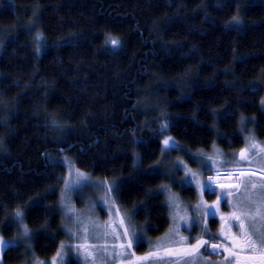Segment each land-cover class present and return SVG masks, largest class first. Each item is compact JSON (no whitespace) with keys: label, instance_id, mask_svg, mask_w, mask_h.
<instances>
[{"label":"trees","instance_id":"trees-1","mask_svg":"<svg viewBox=\"0 0 264 264\" xmlns=\"http://www.w3.org/2000/svg\"><path fill=\"white\" fill-rule=\"evenodd\" d=\"M243 6L238 0H0V98L7 102L0 104L2 233H17L10 214L19 207L35 254L57 252L66 167L53 156L61 152L83 171L117 178L120 205L134 209L151 237L165 233L171 219L158 191L167 181L162 112L183 150L243 146L241 117L264 138V3ZM238 7L242 23L226 27ZM34 12L39 19L29 31ZM37 31L44 36L39 53ZM109 36L121 45H106ZM157 161L159 172H150ZM24 258L21 245L9 247L3 263Z\"/></svg>","mask_w":264,"mask_h":264},{"label":"snow or ice","instance_id":"snow-or-ice-1","mask_svg":"<svg viewBox=\"0 0 264 264\" xmlns=\"http://www.w3.org/2000/svg\"><path fill=\"white\" fill-rule=\"evenodd\" d=\"M239 7L237 8V15L233 16L231 21L226 24V27L231 25H239L242 23L239 17ZM34 17L32 21H30L28 25V30L30 31L32 26L35 25L36 21L39 19L38 13L34 12ZM35 42H36V51L39 53L40 45L44 42V36L41 31H37L35 33ZM106 45H110L113 48L119 47L121 45V41L119 38L109 36L105 40ZM2 46V45H0ZM7 102L0 98V104H6ZM261 104L264 105V99L261 100ZM162 119L159 125V131L161 134L166 132L170 127V120L167 118V114L165 112L161 113ZM246 121L243 117H241V124H245ZM54 126L63 127L62 125H58L56 120L52 121ZM248 144L245 148L239 150L240 161H244L247 159L250 151H256L260 154H264V146H261L257 143L254 136L247 137ZM2 144V141H0ZM161 156L163 157L166 153L177 150L179 145L171 136H164L161 141ZM135 155V154H134ZM190 159L193 162H199L203 165L204 171L213 170V166L218 163H224L220 158L222 153L217 149L214 155H208L205 153H200L199 155L189 154ZM67 161V158H65ZM55 163V161H53ZM134 163H139V157L137 155V161ZM160 161H157L155 166L150 167L149 171L158 173L159 172ZM183 170L184 177L178 181L183 184L185 181L191 183H195V187L199 190L200 193V201L194 206V210L200 214V216L205 221L204 231L207 232V218L209 216L215 215L220 210V205L222 201L228 200L231 202V207L233 211L227 216L221 215V220H235L239 223V227L242 233V236L236 237L230 233V231H225V228L222 227L220 230V234L224 236L226 239H229L232 244V248H228L225 246V251L229 253L230 256L234 257L236 260V264H264V176L260 177L259 183H249L250 177L257 175L256 172H252L250 175L246 176L244 172H240L241 176H245L244 180H241L239 183H222L220 182V169L218 167L215 168L216 176H208L207 179H202V172L192 170L187 163H185L182 159L177 158L168 168L165 169L167 171H177ZM264 172V169H261ZM228 175L233 176L232 172H229ZM63 190L61 192V200L60 206L62 210H64V214L66 216L75 217L73 220V224L75 225V231L72 227H67V233L69 237H78L80 234H83V242L72 245L77 252H83L85 260H91L93 264H104V259L107 258L108 255H113V258L122 255V252H113L109 253L108 246L105 245H93L89 244L88 235L90 231L93 229L99 231L101 227L104 229H110L112 235L116 236L117 239L121 237L127 239V243H120L115 247H119L120 249L131 248L133 246V241L139 239V235L137 232V226L128 223L130 220V216L125 214H121L119 209H117V216L119 217V223L116 224H105L103 226L97 224L92 220L91 217L84 218L79 213L76 212L74 206H72L65 199V193L69 191L78 190L86 185H93L96 187H102L107 195H110L117 191L120 187L119 183L116 181L112 182H101V181H91L90 177L82 172L78 168H69L68 175L63 177ZM217 188H219V192L217 193ZM158 191H163L166 193V201L168 206L173 210V218L179 221H183L185 223L189 222V217L187 215V210L184 209V214L181 215L182 204L178 194L172 192L171 186L164 184L161 185ZM207 192L209 194H215L216 200L209 204L206 200L203 199L204 193ZM105 204H108V199L105 198L103 201ZM94 206V205H93ZM12 220L17 224L20 229V236L24 241H30L33 238L32 230L29 226L24 223L26 218V213L19 207L12 212L11 214ZM47 226V221H45L44 227ZM180 224H176V226L172 229V235H179ZM117 229H122V233H118ZM181 242L184 246L179 248L166 247L163 248L162 251L166 256H177L179 258L184 259L188 262V264H212L210 260L203 258L200 255L201 248L209 245V241L205 240L203 237H198L195 239L194 243H186L188 241V237H180ZM17 244L15 241H5L0 238V248L7 249L9 247H16ZM223 245L220 244H211L210 247L215 250ZM28 249L32 248L31 243L26 244ZM69 247L64 242H61L60 247L57 249L56 254L51 258V264H65V257L67 253L65 252V248ZM99 249V251H97ZM235 249L248 250L254 254L252 255H244L242 256L239 251ZM135 256V253L132 254ZM161 255V248L158 245L157 251L149 252L145 256L136 257V260H146L149 257H159ZM98 257H102L99 261ZM227 260V257L225 258ZM32 264H45L43 261L36 260L32 262ZM121 264H124L121 261ZM127 264H135V261L129 260Z\"/></svg>","mask_w":264,"mask_h":264},{"label":"rangeland","instance_id":"rangeland-1","mask_svg":"<svg viewBox=\"0 0 264 264\" xmlns=\"http://www.w3.org/2000/svg\"><path fill=\"white\" fill-rule=\"evenodd\" d=\"M238 2L240 5L243 4L244 5L243 8H245L246 6L255 2L264 3V0H238ZM245 121H246L245 124H240V129H239V132L243 139V146L224 148L222 146L214 144V146L211 149H207V150L205 149L200 151L183 150L182 147L179 146L177 150H172L166 153L162 157L164 158V164L162 165V170L164 172V175L167 177V181H165L162 185L164 184L170 185L172 192L178 194L182 204L181 215L184 214L183 210L186 209L187 215L189 217V222L185 223L183 221L174 219L173 210L168 206L170 211L171 225L165 233L157 237L150 236L147 230V225L145 223H140L136 221L134 209L124 208L120 205L116 197V191L110 195H107L102 187H96L89 184L82 188H79L78 190L69 191L65 193L66 201L69 202L72 206H74L77 213H79L84 218L91 217L93 221H95L97 224L101 226L105 224L118 225L119 217L116 214L117 209H119V212L121 214L130 216V220L128 221V223L137 226L136 230L138 232L139 239L133 241V246L131 248H125V249H120L119 247H115V248L113 247L119 245L120 243L126 244L127 239L123 237L117 239L116 236L112 235L110 229H104L103 227H101L99 231L95 229L90 231L87 241L89 244H93V245L106 244L108 246L109 253H113V252L123 253L122 255L115 258H113V255L111 254L108 255L107 258L104 259V264H121V261H123L124 264H127L129 260L135 261V264H188L187 261L175 255L173 256L164 255L162 249L166 247L179 248L184 246V244L180 240L181 236L188 237V241L186 243H194L195 239L198 237H203L205 240H208L212 237L219 239L220 237L219 222H216L213 219L216 218L219 219L220 210L215 215L209 216L207 218V222H206L207 232H205L204 231L205 221L200 216V214L194 210V206L197 203H199L201 198L199 190L195 187V183L194 182L189 183L185 181L183 184H181L178 181H180V179L184 177L183 170L165 172V169L168 168L174 161H176L177 158H180L185 163H187V165L192 170L202 172V179L205 180L207 179L208 176H216V171H215L216 167L220 169V173H221L220 177L223 178L224 181H226L227 178L230 179V177H227L229 176L228 172L230 170H226L230 167L252 168L256 170L259 174H262L261 176H264V172L261 171V169H264V154H260L258 150L250 151L247 159L244 161H240V157L238 153L240 149L245 148L247 146L248 144L247 137L254 136L257 143L261 146H264V138H261L257 135L253 124L250 123L251 120L245 119ZM164 133L165 136L173 137L169 133V129ZM177 144L179 145L178 142ZM217 149L219 150L220 153H222L220 159L224 161V163H218L217 165L213 166V170L211 171H204L203 165L199 162H193V160L190 159L189 156V154L199 155L200 153L214 155ZM65 158H67V161H65ZM53 159L62 162L65 165L66 167L65 176L68 175L69 168L80 169L76 165L74 157L69 152H61L59 155H54ZM81 171L86 173L90 177L91 181L118 182L117 178H100L98 176L91 174L90 172L83 170ZM261 176L255 178L257 183L260 182ZM232 179L233 180L235 179L234 176H232ZM63 187L64 184L62 183L59 205H60L61 192L63 190ZM190 191H193L192 195ZM216 191L218 193L219 188H217ZM163 193L165 194L166 197V193L165 192ZM105 198L108 199L109 201L108 204H105L103 202ZM203 199L206 200L209 204H211L213 201L216 200V195L205 192ZM60 209L62 212V230L64 231V237L60 241V244L61 242H64L66 245H69V247L65 248V252L67 253L65 257V264H93V262L90 259L87 261L85 260L82 251L77 252V250L74 247H71L72 245H76L83 242V234H80L78 237H72V238L69 237V234L67 233V227H72L74 231L76 230L75 225L73 224V220L75 219V217L70 218L69 216H66L61 206ZM24 223L26 222L24 221ZM176 224H180L179 235H172V229L176 226ZM117 232L122 233V229H117ZM0 238H2L5 241H15L17 246L21 245L24 248L25 258L21 264H32V262L36 260L43 261L45 262V264H51V258L56 254L55 253L54 255L49 257L37 256L34 252L32 239L30 241H24L23 238L20 236L19 228L17 233L13 237L5 236L0 230ZM28 243H31L32 245L31 249H28L26 247V244ZM158 245L161 248V255L159 257H149L146 260H139V261L136 260V257H142L149 252L157 251ZM209 245L201 248L200 255L203 258L210 260L212 264H229V263L233 264V262H227L225 258L222 260L221 256L218 254L219 248L216 249L218 251L214 252V250H210ZM5 250L6 249L0 248V264H4L3 254ZM97 251H99V249H97ZM208 251L209 252L211 251L216 255L215 254L212 255L213 253L211 252L210 254H208L207 253ZM245 252L248 253L247 250H245ZM133 253H135V256L132 255ZM100 259H102V257L97 258L98 261ZM234 264H236V260L234 261Z\"/></svg>","mask_w":264,"mask_h":264},{"label":"crops","instance_id":"crops-1","mask_svg":"<svg viewBox=\"0 0 264 264\" xmlns=\"http://www.w3.org/2000/svg\"><path fill=\"white\" fill-rule=\"evenodd\" d=\"M226 170H230V171H233V172L234 171L244 172L246 174V176L250 175L252 172H256L257 175L251 176L250 180H249V183H253V182L257 183L255 178L262 175V174H259L256 170H254L252 168L230 167V168H228ZM224 172H226V171H224ZM227 177H230V176H227ZM244 179H245V176H241L240 173H239V178H238L237 182L234 181V180L232 181L229 178H227L226 181L222 180V183H233V184H236V183H239L241 180H244ZM232 211H233V209L231 207V202L228 201V200L222 201L221 205H220V216H219V219L216 218V221L219 222V230H221V228L224 227L225 231H230V233L232 235H234L236 237H240V236H242V233H241V230H240V227H239V223L237 221H235V220L222 221L221 218H220L222 214L227 216V214L231 213ZM209 240H211L212 242H216L217 244L223 245L222 247H219V252H218V254L221 256L222 260L227 257V262H234L235 261V258L230 256L229 253L225 251V246L228 247V248H232V244H231V241L229 239H226L224 236H222L220 234L219 239L212 237ZM235 250L239 251L242 256L254 254V253H252V252H250L248 250H247L248 253H246L245 252L246 249L243 250V251H241L240 249H235ZM216 251H218V250H216Z\"/></svg>","mask_w":264,"mask_h":264},{"label":"built area","instance_id":"built-area-1","mask_svg":"<svg viewBox=\"0 0 264 264\" xmlns=\"http://www.w3.org/2000/svg\"><path fill=\"white\" fill-rule=\"evenodd\" d=\"M229 172H232L233 173V175H234V181H236L237 182V180H238V178H239V173H240V171H229ZM228 172V173H229ZM211 250H213V249H211ZM214 251H216V249L214 250Z\"/></svg>","mask_w":264,"mask_h":264},{"label":"bare ground","instance_id":"bare-ground-1","mask_svg":"<svg viewBox=\"0 0 264 264\" xmlns=\"http://www.w3.org/2000/svg\"><path fill=\"white\" fill-rule=\"evenodd\" d=\"M230 179H232V176L230 177ZM222 180H223V178L220 177V182H221ZM232 180H233V179H232ZM208 241L210 242V243H209L210 245L213 244V243H214V244H217L216 242H212V241L209 240V239H208ZM210 245H209V246H210ZM210 248H211V247H210ZM211 249H212V248H211ZM210 252H211V251H210ZM211 253H213V252H211ZM213 254H215V253H213ZM215 255H216V254H215Z\"/></svg>","mask_w":264,"mask_h":264},{"label":"flooded vegetation","instance_id":"flooded-vegetation-1","mask_svg":"<svg viewBox=\"0 0 264 264\" xmlns=\"http://www.w3.org/2000/svg\"><path fill=\"white\" fill-rule=\"evenodd\" d=\"M233 264H234V262H233Z\"/></svg>","mask_w":264,"mask_h":264}]
</instances>
